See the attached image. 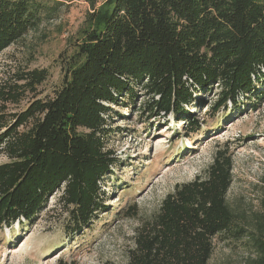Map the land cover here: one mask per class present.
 Segmentation results:
<instances>
[{
	"label": "trees",
	"instance_id": "obj_1",
	"mask_svg": "<svg viewBox=\"0 0 264 264\" xmlns=\"http://www.w3.org/2000/svg\"><path fill=\"white\" fill-rule=\"evenodd\" d=\"M84 1L89 9L61 54L63 78L51 96L8 113L48 71L22 70L0 83V151L8 159L0 164V228L33 221L60 189L67 230L90 226L105 208L101 184L118 161L107 147L113 106L133 100L136 86L150 98L148 119L181 116L188 134L202 124L188 107L214 85L210 113L240 109V97L264 99V0ZM53 9L46 0H0V53ZM230 149V142L217 147L203 175L164 196L122 264H208L221 235H247L258 253L252 263L264 264V214L249 230L226 200Z\"/></svg>",
	"mask_w": 264,
	"mask_h": 264
},
{
	"label": "rangeland",
	"instance_id": "obj_2",
	"mask_svg": "<svg viewBox=\"0 0 264 264\" xmlns=\"http://www.w3.org/2000/svg\"><path fill=\"white\" fill-rule=\"evenodd\" d=\"M54 7L38 26L0 53V83L33 68L48 71L36 92L24 95L8 113L23 110L29 100L51 96L62 82L61 54L69 48L89 9L84 0H46ZM264 92V80L259 83ZM219 87L196 94L188 109L202 122L188 134L189 122L173 114L147 118L143 105L150 98L140 87L134 99L113 106V129L107 147L117 158L112 174L101 184L105 208L89 227L67 230V214L58 203L61 189L48 198L33 221L0 228V264H56L59 259L77 264H122L134 245L137 228L157 211L162 199L177 184L203 175L217 147L230 142L232 182L226 195L231 209L252 229L256 214H264V99L239 98L240 109L210 113ZM244 104L242 107V103ZM0 151V164L6 162ZM133 206V209L130 207ZM208 264H253L258 253L246 236H216Z\"/></svg>",
	"mask_w": 264,
	"mask_h": 264
}]
</instances>
